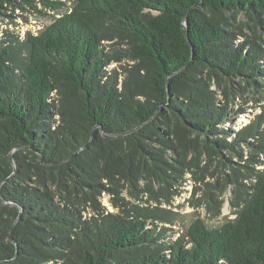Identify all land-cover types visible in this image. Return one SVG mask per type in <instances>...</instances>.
<instances>
[{"label": "trees", "instance_id": "16d2710c", "mask_svg": "<svg viewBox=\"0 0 264 264\" xmlns=\"http://www.w3.org/2000/svg\"><path fill=\"white\" fill-rule=\"evenodd\" d=\"M67 2L0 41V264H264V117L227 128L264 88V0H0V19ZM244 145L253 184L223 163L236 217L171 240L169 193Z\"/></svg>", "mask_w": 264, "mask_h": 264}, {"label": "rangeland", "instance_id": "374dc122", "mask_svg": "<svg viewBox=\"0 0 264 264\" xmlns=\"http://www.w3.org/2000/svg\"><path fill=\"white\" fill-rule=\"evenodd\" d=\"M67 4L69 7L67 6L62 11L43 10L42 7H39L42 13L33 11L17 12L12 18L2 17L0 19V41L4 40L7 35L18 36L20 40L26 39L28 35H40L55 20L68 12L71 3L67 2ZM245 18L246 16L239 15L240 20ZM248 34L251 37L255 36L252 32H248ZM262 35L263 40L260 41V44L264 50V32ZM106 45L110 46L111 43ZM126 65V61L121 63L111 62L107 70L118 69L122 72L121 66ZM122 81L123 77L120 76L119 87H121ZM261 90L264 91V88L259 89V91L251 88L241 99H237L232 104V108L235 111L240 110L241 114L233 118L227 128L238 132L258 117H264V94L260 93ZM239 149L244 151L243 159L236 157L237 152L235 151H225L221 155H213V157L203 153L200 160L194 162L197 167L193 168V174L188 173L186 175L183 183L173 190V195L169 193L170 205L162 203L161 208L179 213L180 216L175 225L160 223V227L170 231L168 236L171 240H175L182 235L185 227L192 220L203 219L209 225H221L225 221L233 220L236 217L232 208V202L237 201L233 192L234 187L227 182L230 176H233V173L223 163L228 166L233 163L234 167L240 170V179L247 185L253 184L248 178L250 168H252L251 163L248 162L253 153L251 148L246 145ZM260 159L264 161V156H261ZM230 160L231 163H229ZM261 169H264V167L256 165V171ZM101 201L109 211H115L109 202L108 196L103 195ZM153 206L156 205L153 204Z\"/></svg>", "mask_w": 264, "mask_h": 264}, {"label": "water", "instance_id": "95a60500", "mask_svg": "<svg viewBox=\"0 0 264 264\" xmlns=\"http://www.w3.org/2000/svg\"><path fill=\"white\" fill-rule=\"evenodd\" d=\"M96 129H97V128H96ZM96 129H94V131H93V133H92V137H91V141H90V142L93 141L94 133H95ZM108 135H109V136H114L113 134H108ZM20 149H30V150H33L32 148H28V147H19V148L16 149V151H18V150H20ZM37 155L39 156L41 162H42L43 164H45V162H44V158H43V156L41 155V153H40V152H37ZM11 160H12V162H14V156H13V155H11ZM46 165H47V164H46ZM0 200H1L2 204H4V205H9V206H15V207H16V205H14V204H12V203H10V202H6V201H4L3 199H0ZM17 208L20 209V215H21V212H22V211H21V208H20L19 206H17Z\"/></svg>", "mask_w": 264, "mask_h": 264}]
</instances>
